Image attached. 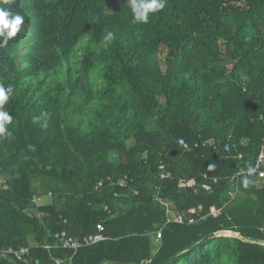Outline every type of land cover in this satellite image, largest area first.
<instances>
[{
  "label": "trees",
  "instance_id": "obj_1",
  "mask_svg": "<svg viewBox=\"0 0 264 264\" xmlns=\"http://www.w3.org/2000/svg\"><path fill=\"white\" fill-rule=\"evenodd\" d=\"M0 6L25 18L0 47V254L28 249L0 264H264V186L230 178L264 148V0H167L146 24L131 0ZM98 224L76 252L56 238Z\"/></svg>",
  "mask_w": 264,
  "mask_h": 264
},
{
  "label": "built area",
  "instance_id": "obj_2",
  "mask_svg": "<svg viewBox=\"0 0 264 264\" xmlns=\"http://www.w3.org/2000/svg\"><path fill=\"white\" fill-rule=\"evenodd\" d=\"M179 145L186 147V143L184 142V140H179ZM230 149H231V147L229 145H226L224 147V150L226 152H229ZM236 158L238 160H242V154H238L236 156ZM251 167L255 168L256 171L254 174H252V176L250 178H254L257 185L264 186V156H263L262 152L258 155L254 165ZM162 168L163 167H160V169H162ZM247 169H248V167L247 168L240 167L235 172H233L231 177H230L231 182H234L235 184H237L239 177L247 175ZM166 177H168V175L165 174L164 172H162L161 178H166ZM214 182H216V180H214ZM105 183L106 184L108 183V185H118L119 187H124V185H125L124 181L114 182L113 179L108 177L106 180L100 181L97 184L96 188L103 187L105 185ZM136 193L137 192L135 191L134 194H136ZM230 194L232 195V193H230ZM115 196H117V194H115ZM160 203L165 206L166 214H167V223L172 222V223H177V224H183V223L194 224L197 220L194 216L184 217L183 215H181L179 213H175L174 211L170 210L169 205L164 201L160 200ZM105 210H108L107 207L105 208ZM204 218L205 217H201V219H204ZM96 229H97V233L86 235L83 237H69V236H67L66 232H62L56 238L59 239V241L61 243V247L63 249H68V250H72V251L76 252L83 247L95 245L101 241L106 240V237L102 234V232L104 231L103 224H98L96 226ZM161 238H162V234H161V230H159L154 234V242L156 244H159ZM27 253H28V249H26V248H22L20 250L8 248L7 250H5L4 252H2L0 254V257H2L4 259L11 258L12 260L17 261V260H21L25 255H27ZM56 264H63V263L60 261H56Z\"/></svg>",
  "mask_w": 264,
  "mask_h": 264
},
{
  "label": "clouds",
  "instance_id": "obj_3",
  "mask_svg": "<svg viewBox=\"0 0 264 264\" xmlns=\"http://www.w3.org/2000/svg\"><path fill=\"white\" fill-rule=\"evenodd\" d=\"M166 2L167 0H131L134 19L140 23H148L149 14L164 9ZM0 5H9V0H0ZM24 23V16L14 13L10 6H0V47L8 45L9 41L15 38L21 31ZM112 38L113 34L111 32L105 37L106 40H111ZM12 92V86L5 87L0 83V137L11 135L6 126L11 124L13 117L8 111L4 110V105L9 102ZM215 167V164L208 165L209 171L214 170ZM255 171V168L248 167L247 175L242 181L245 188L253 183L250 177Z\"/></svg>",
  "mask_w": 264,
  "mask_h": 264
},
{
  "label": "rangeland",
  "instance_id": "obj_4",
  "mask_svg": "<svg viewBox=\"0 0 264 264\" xmlns=\"http://www.w3.org/2000/svg\"><path fill=\"white\" fill-rule=\"evenodd\" d=\"M262 154L264 156V148L262 150ZM37 203L38 204H41V205H43V204H49L50 203V199L49 198H45V199H41V200H38L37 199Z\"/></svg>",
  "mask_w": 264,
  "mask_h": 264
},
{
  "label": "water",
  "instance_id": "obj_5",
  "mask_svg": "<svg viewBox=\"0 0 264 264\" xmlns=\"http://www.w3.org/2000/svg\"><path fill=\"white\" fill-rule=\"evenodd\" d=\"M228 233H219L216 236H223V235H227ZM143 264H145V262H143Z\"/></svg>",
  "mask_w": 264,
  "mask_h": 264
}]
</instances>
